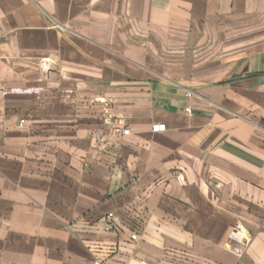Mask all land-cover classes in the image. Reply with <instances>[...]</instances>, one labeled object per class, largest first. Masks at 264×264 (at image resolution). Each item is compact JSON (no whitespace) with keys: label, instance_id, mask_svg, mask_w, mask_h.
<instances>
[{"label":"crops","instance_id":"obj_1","mask_svg":"<svg viewBox=\"0 0 264 264\" xmlns=\"http://www.w3.org/2000/svg\"><path fill=\"white\" fill-rule=\"evenodd\" d=\"M36 2L0 0V264H264V43L235 41L228 72L194 88L94 58L54 26L62 0ZM117 15L99 31L133 34L125 57L154 64L148 50L253 32L264 0H118Z\"/></svg>","mask_w":264,"mask_h":264},{"label":"rangeland","instance_id":"obj_2","mask_svg":"<svg viewBox=\"0 0 264 264\" xmlns=\"http://www.w3.org/2000/svg\"><path fill=\"white\" fill-rule=\"evenodd\" d=\"M61 4L60 19L53 20L54 26L63 31H69L67 35L76 39L83 50L93 55L94 58L98 56L91 51L92 46H94V52L99 51L100 53L102 48H105L103 51H107L111 60H114V63H111L113 68H117L118 60L130 61L131 65L127 67H136L148 78L159 77L160 72L171 68L181 72L185 82L194 88L214 85L221 76L228 72L229 57L235 51L231 45L235 41L253 40L254 44L264 43V17H255L253 32L244 31L242 25L230 26L223 33L207 34L202 48L183 46L164 50H148L147 54L150 53L149 55L155 59V63L135 64L134 60L125 57L124 50L119 48L120 44L122 45L120 36L126 35L128 41L131 42L133 34L99 31L102 25L105 28H117L118 25L122 26L127 23L124 18L117 15L118 0L110 1V9H106V11L102 8L101 0H62ZM108 12H110V16L107 15ZM103 13H106V16H103ZM238 22L234 24H238ZM75 25L78 29L77 32L74 31ZM70 27L73 28V31L69 30ZM92 27L93 32L85 31L86 28L91 29ZM200 37H204V35L202 34ZM196 39L197 35L192 41H196ZM201 40L203 41V38ZM192 41L190 44H196Z\"/></svg>","mask_w":264,"mask_h":264},{"label":"built area","instance_id":"obj_3","mask_svg":"<svg viewBox=\"0 0 264 264\" xmlns=\"http://www.w3.org/2000/svg\"><path fill=\"white\" fill-rule=\"evenodd\" d=\"M192 91L190 90H186L185 91V96L190 98L192 96ZM185 112L187 114H192V109L191 106L188 104L185 106L184 108ZM24 123V119L20 120V124L22 125ZM154 131H159V130H163L164 129V124H154L152 126ZM115 130L117 132H120L122 134H127L129 132V129L125 128V129H120V128H115ZM217 185H219V183H217ZM107 218H112V213H108ZM105 230H111V229H115L114 225L112 223H107L105 225ZM136 237L135 233L131 234V238L134 239ZM248 239L245 236V230L243 228V226H241L240 224H235L230 232L228 233L227 236V242L231 248V251L237 255V256H242L247 248L248 245ZM94 264H100L98 261H95Z\"/></svg>","mask_w":264,"mask_h":264}]
</instances>
